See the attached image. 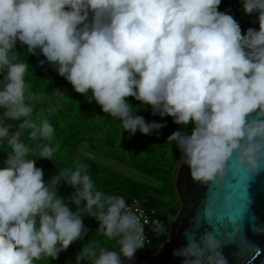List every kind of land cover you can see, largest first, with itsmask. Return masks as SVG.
<instances>
[{
  "label": "clouds",
  "instance_id": "9594fccd",
  "mask_svg": "<svg viewBox=\"0 0 264 264\" xmlns=\"http://www.w3.org/2000/svg\"><path fill=\"white\" fill-rule=\"evenodd\" d=\"M240 3L245 15L256 14L258 28L242 29L219 9L221 0H0V140L11 149L0 167V264L58 259L87 236L85 217L119 250L81 245L69 264H123L151 243L125 199L96 190L82 162L45 178L37 160L52 161L55 150L42 141L54 129L47 119H29L30 64L18 58L17 45L42 56L39 65H50L88 103L118 118L129 136L160 135L166 117L191 123L190 134L174 130L167 138L194 181H213L233 153L249 168L264 157V0ZM142 109L161 119L147 120ZM25 132L34 147L22 139ZM61 185L71 194L60 195ZM152 230L166 231L159 220ZM218 247L206 234L173 255L203 264L205 252Z\"/></svg>",
  "mask_w": 264,
  "mask_h": 264
},
{
  "label": "trees",
  "instance_id": "16d2710c",
  "mask_svg": "<svg viewBox=\"0 0 264 264\" xmlns=\"http://www.w3.org/2000/svg\"><path fill=\"white\" fill-rule=\"evenodd\" d=\"M221 11H227L235 18L242 10L240 0H221ZM248 15L247 25H249ZM18 58L27 59L30 64L25 81L30 92L27 103L33 108L29 117L36 124L47 119L54 132L50 139L42 141L52 147L54 155L52 161L37 160V164L45 171V178H50L58 169H74L77 162L87 166L88 174L96 190L107 195L123 194L140 198L146 206L155 208L157 214L166 218L167 214L174 218L177 208L167 206L173 202L176 194L174 190V174L181 157L174 140L168 139V135L174 130H180L184 134H190L193 125H176L171 118H164L167 126L161 130L160 135L155 133L146 136L139 132L129 136L123 132L122 122L109 114L103 113L100 107L93 101L88 103L84 96L76 93L72 86L47 63L39 65L37 61L42 56L27 55V50L17 45ZM135 107H142L132 98H128ZM138 114L147 120H160L153 116L150 110H140ZM15 125L16 122L9 121ZM15 131V127L12 129ZM22 139L29 147L35 146V141L29 139L25 132ZM83 148H89L99 153L107 160L122 163L144 174L148 182H140L120 171L112 170L106 164L86 157L80 153ZM10 146L6 140H0V167L6 153L10 152ZM34 153H29V158H34ZM73 190L65 185L59 188V194L67 197ZM173 205V206H175ZM74 207V206H73ZM169 217V218H170ZM168 220V218H167ZM167 226L170 225L168 220ZM84 223L89 232L82 240L74 242L66 251L61 252L59 258L42 256L34 260L33 264H69L74 262L75 254L81 245L92 244L106 249L119 250L118 241L104 235L97 221L85 217ZM161 234L156 236V245L162 244Z\"/></svg>",
  "mask_w": 264,
  "mask_h": 264
},
{
  "label": "water",
  "instance_id": "95a60500",
  "mask_svg": "<svg viewBox=\"0 0 264 264\" xmlns=\"http://www.w3.org/2000/svg\"><path fill=\"white\" fill-rule=\"evenodd\" d=\"M248 27L258 28L255 13ZM258 165H240L233 153L222 177L197 182L181 156L173 182L180 207L167 238L155 252L137 250L134 258L123 264H182L187 258L173 255V251L184 247L190 238L201 241L206 234L212 235L219 247L205 252L203 264H264V157Z\"/></svg>",
  "mask_w": 264,
  "mask_h": 264
},
{
  "label": "built area",
  "instance_id": "2783aa9c",
  "mask_svg": "<svg viewBox=\"0 0 264 264\" xmlns=\"http://www.w3.org/2000/svg\"><path fill=\"white\" fill-rule=\"evenodd\" d=\"M239 24L241 25L242 29H247V21L248 15H245L244 12L241 10L239 14L235 18ZM250 20V18H249ZM117 196H122L125 199L127 209L130 214L136 215L144 225V232L148 239L151 240V243H146L142 249L144 252H153L154 247L156 245L155 237L156 231H153L152 228L155 226V222L157 220L161 221L163 224L165 223V218L158 215L155 208L148 207L144 205L139 198L133 196H126L123 194H118Z\"/></svg>",
  "mask_w": 264,
  "mask_h": 264
},
{
  "label": "rangeland",
  "instance_id": "374dc122",
  "mask_svg": "<svg viewBox=\"0 0 264 264\" xmlns=\"http://www.w3.org/2000/svg\"><path fill=\"white\" fill-rule=\"evenodd\" d=\"M80 153L86 157H91L93 159H96L104 164H106L109 168H111L112 170H116V171H120L121 173H124L126 175H129L130 177L139 180L140 182H148V178L146 175L140 173L139 171H137L136 169L132 168V167H128L123 165L122 163H118L116 161H110L107 160V158H105L104 156H102L99 153H95L92 150H90L89 148H83L82 151H80ZM178 166V165H177ZM140 199V198H139ZM176 199V198H175ZM173 199V201L175 200ZM174 208H177V205L173 206ZM170 216L167 214L166 218H168V220L171 219L170 224L173 220V218H169ZM166 231L164 232H157L156 235H154V237L156 238V236H159V233L161 234L160 239L162 241H164L167 238V234H168V227L167 225H164Z\"/></svg>",
  "mask_w": 264,
  "mask_h": 264
},
{
  "label": "flooded vegetation",
  "instance_id": "af4514ba",
  "mask_svg": "<svg viewBox=\"0 0 264 264\" xmlns=\"http://www.w3.org/2000/svg\"><path fill=\"white\" fill-rule=\"evenodd\" d=\"M174 190H175V188H174ZM175 194H176V191H175ZM176 199L171 203V204H169L168 206H167V209H170L171 207H173V205H175V203H176V201H179L178 200V197H177V194H176V197H175ZM179 207H180V202H179ZM178 210H179V208H178ZM177 210V211H178ZM177 213V212H176ZM168 220H167V218H165V223H164V225H167L168 224ZM170 226V225H169ZM169 228V227H168ZM141 251V250H140ZM143 252V251H142Z\"/></svg>",
  "mask_w": 264,
  "mask_h": 264
}]
</instances>
